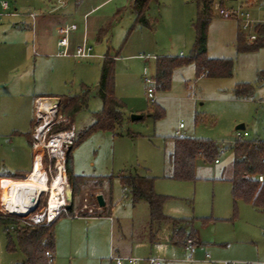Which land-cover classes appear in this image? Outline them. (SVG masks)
Wrapping results in <instances>:
<instances>
[{"label":"rangeland","instance_id":"1","mask_svg":"<svg viewBox=\"0 0 264 264\" xmlns=\"http://www.w3.org/2000/svg\"><path fill=\"white\" fill-rule=\"evenodd\" d=\"M2 3H8L10 10L0 18V175L31 170L32 152L20 133L33 131L36 98L54 96L65 103L68 97L83 94L87 86L86 105L68 117L66 125H74L77 136L70 152L73 174L93 180L76 196L72 211L96 216L102 210L96 200L100 194L112 208L109 217H59L54 226L55 259L51 264H115L112 249L143 260L141 264L157 257L168 264H209L208 256L217 262H264V212L244 201L235 204L232 185L226 181L232 173L233 154H221V164L198 160L195 181L173 179L170 165L173 138L179 137L181 123L183 136L213 140L223 147L236 141V127L241 124L245 125L242 133L246 140H264L260 76L264 48L240 51V39L242 46L250 42L241 34L239 24L212 10L207 57L231 60L232 77L198 78L194 65L184 66L174 71L171 88L157 92V101L152 103L146 80H155L156 61L141 57L185 59L193 55L198 18L195 0L152 1L147 12L149 28L135 24L133 0H0V14H4ZM52 9L58 12L51 16L65 17L68 26L77 27L70 34L72 46L67 57L62 56L63 47L46 44L40 33L35 38L34 33L40 30L33 28L31 14L40 19ZM85 25L88 45L101 57L75 56ZM106 56L115 59V94L124 103L125 121L115 132L97 130L82 139L103 108L96 93ZM240 84L254 86L252 97H236L235 88ZM134 115L142 118L133 121ZM148 173L156 179V194L167 197L164 214L194 221L202 245L189 243L188 247H196L193 255L188 248L167 244V224L162 229L156 225L154 230L156 236L160 232L161 244L135 245L144 242L140 238L143 229L149 228V224L143 225L149 220L150 209L145 201L134 206L131 190H125L120 177H147ZM95 183H101V189L93 186ZM5 229L15 251L8 250ZM15 229L0 225V264L25 260Z\"/></svg>","mask_w":264,"mask_h":264},{"label":"trees","instance_id":"2","mask_svg":"<svg viewBox=\"0 0 264 264\" xmlns=\"http://www.w3.org/2000/svg\"><path fill=\"white\" fill-rule=\"evenodd\" d=\"M158 0H133V12L136 15L135 24L141 27H150L147 19V12L150 3ZM215 0H195L198 6V18L195 23L196 42L193 55L190 58L180 57L170 58L162 57L156 59V90L165 92L171 88L173 73L176 69L194 65L197 76L202 74L204 77L229 78L233 75V62L231 60H214L207 57V37L208 28L212 19V7ZM222 4L235 0H219ZM258 31L264 35V26L257 27ZM243 40L240 39V48L242 52H254L261 49L259 44H249L242 46ZM264 78V71L260 74ZM85 92L81 95L68 97L65 103H60L62 114L72 118L74 113L79 112L89 99V88L85 86ZM254 86L251 84H240L235 88V95L238 98H250L254 93ZM97 97L102 100L103 108L96 114V122L83 135L82 139L89 136L97 130L116 131L125 121L124 103L115 94V59L109 56L104 58L101 68L100 82L97 87ZM72 126V125H71ZM70 126V127H71ZM66 124L59 125L56 131L70 128ZM174 149L170 156V165L172 167V178L179 181H195L197 161L202 160L205 163H215L225 152L220 145L209 139H197L190 137L173 138ZM76 144V142H75ZM74 144V146H75ZM73 146V147H74ZM72 147V149H73ZM71 149V150H72ZM70 150V152H71ZM229 150L233 153V163L231 176L226 179L232 185V196L234 203L244 201L256 210L264 211V181H259V176H264V140H243L236 141ZM68 154L67 170L70 184L73 190V198L79 195L82 190L93 180L86 176H75L73 174V161ZM124 188L131 190L133 202L145 201L150 209V241L153 243L156 239L154 230L156 225L170 224L172 227L171 240L176 246L188 248L189 243H196V247L201 243L198 241L197 231L194 228L192 219H177L164 214L163 206L167 200L166 196L158 195L155 192V178L152 176H126L120 177ZM99 181V180H97ZM96 181V182H97ZM100 182V181H99ZM101 184V183H100ZM95 183L97 189L101 185ZM74 203V202H73ZM70 210V215L74 212ZM111 207L106 206L96 216L80 213L79 217H109ZM23 221L15 216L0 214V225H13L18 239L20 251L25 256V260L20 264H51L54 261L55 252V222L50 226L36 227L22 225ZM9 239L8 250L15 251L11 244V237L8 229H5ZM50 253L51 256H48Z\"/></svg>","mask_w":264,"mask_h":264},{"label":"built area","instance_id":"3","mask_svg":"<svg viewBox=\"0 0 264 264\" xmlns=\"http://www.w3.org/2000/svg\"><path fill=\"white\" fill-rule=\"evenodd\" d=\"M4 14H0V18L9 12L10 6L8 3L1 5ZM213 11L226 19H231L239 24L241 34L247 37L250 44H259L264 48V35L261 34L257 27L264 26V0H235L233 5L222 4L219 0H215ZM32 18L36 16L31 14ZM76 25L67 26L61 29L62 36L59 47H63L62 56H69V37L72 31L76 30ZM75 56L78 58H91L93 57L92 47L88 45L87 39L84 38L82 43L76 48ZM150 60L154 59L151 56L142 57ZM157 58H155L156 60ZM204 77V75H202ZM149 88L147 89V96L152 103L157 101L156 80H146ZM60 100L58 98H39L36 100L35 105V125L32 131V148L34 150V159L32 169L27 177L21 179H11L15 184L24 183L30 175H33L37 170V161L40 162L39 176L44 181V187H37L30 191L20 203L24 207V212L21 214H13L6 208H2L3 201L0 200V214L15 216L23 221L24 225L46 227L50 226L59 219L63 214L70 215V202L67 198V189L72 186L69 181V174L67 170L68 154L74 146L77 136L74 125L69 129L56 131L55 128L62 124H67L68 118L59 112ZM184 128L181 123L177 135L183 137L180 130ZM246 140V135L241 132L237 133V141ZM220 160H216L218 164ZM4 179V178H3ZM2 179H0L1 181ZM56 181H60L62 191L57 196L59 203L52 206V200L55 198L53 194V187ZM259 181H264V176H259ZM126 190V189H125ZM73 191V190H72ZM84 210H82L83 212ZM72 217L77 218L79 214H74ZM196 247L190 245L188 249L194 251ZM51 256L50 253H47ZM111 260L115 264H139L140 260L133 257H119L113 256ZM207 261L209 264H254L247 262H217L210 260L208 256ZM161 259L150 258L148 264H160ZM264 264V262L262 263Z\"/></svg>","mask_w":264,"mask_h":264},{"label":"crops","instance_id":"4","mask_svg":"<svg viewBox=\"0 0 264 264\" xmlns=\"http://www.w3.org/2000/svg\"><path fill=\"white\" fill-rule=\"evenodd\" d=\"M226 4L227 5H233L234 4V1H230V2H226ZM55 10L58 12V9H52V10H48V13L47 14H44L42 17H40V19H37L38 17L36 16L35 18H32V26H33V28H35V27H37V29H39L40 31L38 32H36V33H34V34H36V37L35 38H38L39 37V33H40V36L42 37V39H43V41L44 42H46V44L47 43H49V42H52L54 45H56L57 47L59 46V42H60V40H61V38H62V36H61V34H60V31H61V29H63V28H65V27H67L68 26V24H67V19L65 18V17H57V16H51V14L50 13H54L55 12ZM47 11V10H46ZM132 14L134 15V18L136 19V15H135V13L133 12V3H132ZM8 15H11V16H18V14H16V13H9ZM86 16H87V13L85 14V16H84V18H86ZM71 25H74V24H71ZM71 25H69V26H71ZM77 30V29H76ZM76 30H74V31H76ZM73 32V31H72ZM71 32V33H72ZM70 38V37H69ZM84 38H88V36H87V28H86V25H85V30H84V34H83V39ZM80 44H77V46H76V48L79 46ZM69 46H70V48H71V46H72V43L70 44V42H69ZM93 50V49H92ZM75 51H76V49H75ZM94 56L96 55V54H93ZM91 57V58H95V57ZM97 57H101V56H98V55H96ZM151 57H153L154 59H150V60H147V59H144V58H142V59H144V60H146V61H156L155 60V58H157L156 56H151ZM166 57H168V56H166ZM203 75V74H202ZM202 75L200 76V77H202ZM200 77H198V78H200ZM205 78V77H204ZM262 83V86H264V78L262 79V81H261ZM39 98H57V97H46V96H43V97H38V98H36V100L37 99H39ZM59 99V98H58ZM33 126H34V124H33V122H32V128H33ZM184 129V128H183ZM33 130V129H32ZM178 131H179V128H178ZM177 131V132H178ZM181 131V130H180ZM237 131V130H236ZM242 131H244V130H241V131H238V132H241L242 133ZM19 134V133H18ZM22 136H25L26 137V139H27V141H28V144H29V146H30V149H31V152H32V164H33V159H34V150H33V148H32V131L31 132H29V133H26V134H23V133H20ZM242 135H246V134H244V133H242ZM236 136V141H237V134L235 135ZM183 137H185V136H183ZM235 141V142H236ZM235 142H233L232 144H230V145H228V146H220L221 147V149L222 150H225V152H227V151H229L230 153H232V151L231 150H229V148L235 143ZM225 152H223V153H225ZM233 154V153H232ZM220 160V159H219ZM216 164V163H215ZM218 164H221V161L218 163ZM31 169H32V167H31ZM31 171V170H30ZM30 171H28V172H21V173H17V174H11V173H6L5 175H0V179H2L1 181H0V200L2 199V201L4 202V198H3V194H4V190H3V188H2V181H3V178L6 180V179H21V177H24V175H26L27 173H29ZM148 175L149 176H151L150 175V173H148ZM103 197H104V199H106L105 198V196L103 195ZM106 202V201H105ZM140 202V201H139ZM139 202H137V203H135L134 204V206L136 205V204H138ZM1 203V202H0ZM0 206H1V204H0ZM253 207V206H252ZM254 208V207H253ZM255 209V208H254ZM256 210V209H255ZM256 211H259V210H256ZM262 212H264V211H262ZM150 213V212H149ZM112 221H113V219L112 218H110ZM147 222H145V224L143 225V227H146V225H148L149 224V228H148V226H147V228H145V229H143L144 230V233L143 234H141V240H143L144 239V242H142V241H139V243H136L135 242V245H140V244H145V243H148V244H150V246H155V245H159V244H161L162 242H161V240H160V232L158 233L159 235L158 236H156V239H155V241L152 243L149 239H150V236H149V229H150V222H151V218H150V214H149V220H146ZM164 226V224H161L160 225V228L162 229V227ZM118 228L119 229H121V226H120V224H119V226H118ZM166 228H167V232H168V239L166 240V242H167V244H169V245H173V246H175V247H177L176 245H175V243L171 240V235H172V227H171V225L169 224H167L166 225ZM138 230V228H136V231ZM135 238H138V235L136 234V237ZM199 241V240H198ZM199 243H201V245H202V242H200L199 241ZM200 245V246H201ZM115 253H117V256H119V257H131V256H122L121 254H120V252H119V250H117V252H115L114 251V249H112V251H111V258L114 256L115 257ZM190 253H192L191 255H193L194 253H195V249H194V251L192 252V251H190ZM150 258H148L145 262H146V264H148V260H149ZM156 259H161L162 261H164V262H161L160 264H168L169 262L168 261H166L165 259H163V258H160V257H157ZM140 260V263L139 264H141L142 262H144L143 260H141V259H139ZM112 261V260H111ZM189 261V260H188ZM189 262H192V261H189ZM206 262L207 263H209L207 260H206Z\"/></svg>","mask_w":264,"mask_h":264},{"label":"bare ground","instance_id":"5","mask_svg":"<svg viewBox=\"0 0 264 264\" xmlns=\"http://www.w3.org/2000/svg\"><path fill=\"white\" fill-rule=\"evenodd\" d=\"M39 168L40 162L38 160L36 172L33 175H30L27 181L24 183L19 182L20 184H15V181L11 179H3L2 188L4 190V204L2 208H6L13 214H21L25 210L22 203H20V200H22L27 194H29L30 191L37 189V187H44V189H46L44 181H42V178L39 176ZM53 189L55 198H53L52 200V206L60 202L57 198L59 193L62 191V185L60 184V181H56Z\"/></svg>","mask_w":264,"mask_h":264},{"label":"water","instance_id":"6","mask_svg":"<svg viewBox=\"0 0 264 264\" xmlns=\"http://www.w3.org/2000/svg\"><path fill=\"white\" fill-rule=\"evenodd\" d=\"M141 118H142V116H140V115L132 116L133 121H138ZM236 130L237 131L245 130V125L241 124V125L237 126ZM27 176H28V173L26 175H24V177H27ZM67 198H68V201L70 202V207H72L73 202H74V198H73V191L71 190L70 186L67 189ZM96 200H97V204H98L100 209H103L106 206V202H105L103 195H101V194L98 195Z\"/></svg>","mask_w":264,"mask_h":264}]
</instances>
